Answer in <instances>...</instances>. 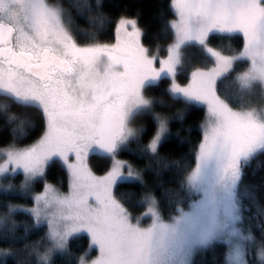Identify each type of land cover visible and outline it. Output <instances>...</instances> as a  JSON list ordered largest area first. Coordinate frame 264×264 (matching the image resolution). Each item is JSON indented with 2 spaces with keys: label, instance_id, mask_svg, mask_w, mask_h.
<instances>
[{
  "label": "snow or ice",
  "instance_id": "snow-or-ice-1",
  "mask_svg": "<svg viewBox=\"0 0 264 264\" xmlns=\"http://www.w3.org/2000/svg\"><path fill=\"white\" fill-rule=\"evenodd\" d=\"M71 7L83 28L58 0H0V189L29 196V206L0 203V264H57L58 255L75 264H195L216 244L222 264H264V200L241 194L247 165L264 156V0H170L169 39L155 46L136 19L110 17L103 0ZM218 34L242 46L214 45ZM197 105L199 141L172 158L163 152L172 122ZM144 115L154 123L135 126ZM132 143L143 167L120 158ZM97 150L110 162L99 175L89 164ZM57 163L64 191L47 181ZM162 170L174 185L163 200L152 183ZM77 234L88 243L72 253Z\"/></svg>",
  "mask_w": 264,
  "mask_h": 264
},
{
  "label": "trees",
  "instance_id": "trees-1",
  "mask_svg": "<svg viewBox=\"0 0 264 264\" xmlns=\"http://www.w3.org/2000/svg\"><path fill=\"white\" fill-rule=\"evenodd\" d=\"M65 7L69 8L73 18L77 20L81 28H83V18L79 17L72 8V4L75 0H58ZM105 5V11L113 19L126 15L128 17H135L138 19V24L142 27L144 32V42L146 45L166 44L169 39V33L166 32L162 25V15L168 13L170 16V9L168 5L170 0H103ZM103 40H107L108 36L102 37ZM82 43L87 42L86 39L82 38ZM214 45L226 46L231 44L233 48L242 46V40L233 38L229 39L226 35H217V38L212 41ZM187 56L193 61L199 59L198 52L196 49H189ZM187 75V73H185ZM167 87L166 83L161 85L154 91L156 94L163 93ZM180 107V105H177ZM204 113L202 106L197 105L193 109L186 112L184 119L174 120L171 126V134L164 143L163 152L170 154L172 158H179L181 156H187L191 153L192 145L198 143L201 130L199 125L203 121ZM151 115H144L136 120L135 125L144 126L153 124ZM130 149L126 148L123 150L120 158H126L134 163L137 167H143L147 163L143 159L138 151L135 143L131 144ZM90 162L93 170L97 173L105 171L106 166L109 165V160L106 155L91 154ZM23 176L21 173L15 175V178L10 182L16 184L22 180ZM171 172L169 170H162L159 176H152V183L155 185L156 195L162 200L165 197V189L174 187L170 184ZM47 181L57 184L61 189H67V175L63 166L59 163L50 167L48 171ZM133 187H138V184H133ZM247 188L249 191L254 192L257 198L264 200V156L253 159L245 169V176L243 177V184L241 185V194ZM42 190V189H40ZM131 190L129 182H122L120 191L127 193ZM5 199L10 200L13 203L28 205L29 196L16 190L3 191L0 190V203H3ZM246 205L251 204V200L245 199ZM252 215L251 212H245V220L249 223V217ZM18 219L21 221L29 220L28 214L20 211L18 212ZM248 225V224H247ZM21 226V231H22ZM44 229H32L29 233L30 240H37L44 234ZM88 239L86 234H79L71 240L72 253H77L86 247ZM225 253V247L223 244H216L208 249L203 250L196 254L194 259L195 264H222ZM57 264H75L74 255H58L56 257Z\"/></svg>",
  "mask_w": 264,
  "mask_h": 264
},
{
  "label": "rangeland",
  "instance_id": "rangeland-1",
  "mask_svg": "<svg viewBox=\"0 0 264 264\" xmlns=\"http://www.w3.org/2000/svg\"><path fill=\"white\" fill-rule=\"evenodd\" d=\"M127 18H129V19H136L137 21H138V19L137 18H135V17H128L127 16ZM139 25V24H138ZM140 26V25H139ZM141 29H142V27H141ZM143 31V30H142ZM135 126H138V125H135ZM130 148H132L131 147V145L128 147V149H130ZM95 154H99V155H106V154H104V153H102V152H100V151H96V152H94ZM93 153V154H94ZM92 154V153H91ZM90 154V155H91ZM122 159H125V160H128V159H126V158H122ZM128 161H130V160H128ZM131 162V161H130ZM133 163V162H132ZM89 164H90V166L92 167V164H91V162H90V156H89ZM134 164V163H133ZM135 166V165H134ZM93 168V167H92ZM95 171V170H94ZM96 172V171H95ZM97 173V172H96ZM104 172H102V173H97L98 175L99 174H103ZM18 174V173H17ZM22 180H23V178H22ZM21 180V181H22ZM21 181L20 182H18V183H16V184H13L14 186H18L20 183H21ZM68 182V181H67ZM124 182V181H123ZM48 183L49 184H52V185H55V186H57L61 191H64L63 189H61V187L60 186H58L57 184H55V183H52V182H49L48 181ZM122 183V182H121ZM17 189V191H20L17 187H14L12 190H16ZM0 190H2V189H0ZM42 191V190H41ZM21 192V191H20ZM27 206H29V205H27ZM248 224V225H247ZM246 224V222H245V224L243 225L244 227H245V229H247V227L249 226V223H247ZM77 235H79V234H77ZM202 252V251H201ZM200 253V252H199ZM195 257H196V255H195ZM195 257H194V259H195Z\"/></svg>",
  "mask_w": 264,
  "mask_h": 264
}]
</instances>
